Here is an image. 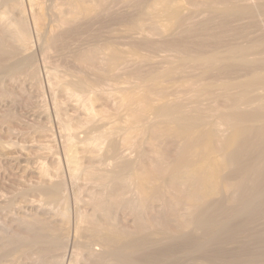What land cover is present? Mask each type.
Returning a JSON list of instances; mask_svg holds the SVG:
<instances>
[{
	"label": "bare ground",
	"instance_id": "6f19581e",
	"mask_svg": "<svg viewBox=\"0 0 264 264\" xmlns=\"http://www.w3.org/2000/svg\"><path fill=\"white\" fill-rule=\"evenodd\" d=\"M187 3L0 0V87L37 93L29 134L55 166L0 192V264H264V24L190 45Z\"/></svg>",
	"mask_w": 264,
	"mask_h": 264
},
{
	"label": "rangeland",
	"instance_id": "374dc122",
	"mask_svg": "<svg viewBox=\"0 0 264 264\" xmlns=\"http://www.w3.org/2000/svg\"><path fill=\"white\" fill-rule=\"evenodd\" d=\"M187 2H189V3H187L189 6V10H187V11H189V12H191L190 10H192V9H194V13L195 12H197L195 15L193 14V16H195V17H192V13H189V12H186V13H188L190 16H191V18H192V20H190V16L188 15L187 17H189V20L190 21H192V22H190L189 20L187 21V24H185V26L187 25L188 26V22H190L189 24H190V26L193 28V29H191L189 26V28H190V30L192 31V30H194L195 28H196V30H194L192 33H191V31L188 29V27L186 26H184L183 25V27L186 29V30H189L188 32H189V35H188V38H187V31H182V28L181 27H178V30H177V28H175V32L173 33V30L172 31H167V30H165L164 29V26H162V28H160V30H159V32H162V34H164L163 36L161 35V38H160V36H158V34H156V36H153V38L154 39H156L155 41L157 42L158 40H161L160 42H162V39L163 40H167V38L169 39V40H171V39H173V38H177V37H181L182 35H184V33H185V35H184V37L183 38H187L186 39V41L185 42H187V41H189V43L187 42V44H190V42H192L191 44L192 45H196L197 44V42L198 43H200V41L201 40H198V37H199V39L201 38V39H205L204 41L205 42H207V43H209V44H213L214 42H212V41H215V36H216V38L218 37V35H219V33L220 34H222V35H219V36H222L223 37V41H229V40H233V41H235V40H238V37H240V35H238L237 33H239V34H241L242 32H247V33H245V35H248V36H246V37H249L250 38V36H252V35H249L250 33L252 34V32H253V29H254V32H257V34L258 33H260L261 35H262V32L264 33V26L262 27V30L259 28V26L261 27L263 24H264V17L263 16H260V15H258L257 14V16L260 18H258L259 20H260V22H259V20H254V19H257V18H254V19H252L251 17V19H249L248 17H249V15L248 16H246L247 14L245 13V11L242 9V8H244V7H242V3H244V6H245V4H247V2L249 1V3H250V0H197V1H195V0H186ZM200 1V2H199ZM202 1V2H201ZM210 2V4H214V5H216L217 6V9H218V12H213L212 10H211V6L209 7V8H207L208 6V3L207 2ZM215 3H214V2ZM228 1V2H227ZM241 1V2H240ZM256 0H251V2H255ZM258 1H260V0H258ZM258 1H256V2H258ZM261 1H263V0H261ZM192 2H193V4H194V2H197V3H199L198 5H199V7L197 8H195V6H191V5H193L192 4ZM225 2V3H224ZM255 2V3H256ZM191 3V4H190ZM218 3V4H217ZM223 4V6H220V4ZM207 4V5H206ZM221 4V5H222ZM241 4V5H240ZM201 5H202V8H204V9H202L201 8ZM203 5H204V7H203ZM225 5V6H224ZM191 6V7H190ZM228 7V9H229V11H231V13H230V15H228V13L227 12H229V11H227L228 9H227V7ZM192 7H194V8H192ZM225 7V8H224ZM199 8H200V10H202L203 11V13H199ZM207 8V9H206ZM220 8V9H219ZM206 9V10H205ZM242 9V10H241ZM195 10H197V11H195ZM205 10V11H204ZM211 10V11H210ZM193 11V10H192ZM210 11V12H209ZM220 11V12H219ZM241 11L243 12V13H241ZM205 12V13H204ZM206 12L208 13V15L206 14ZM212 13V14H211ZM214 13V14H213ZM227 13V14H226ZM246 15H245V14ZM200 14H201V16H200ZM205 14V15H204ZM209 14H211L210 16H209ZM219 14V15H218ZM222 14V15H221ZM243 14V15H242ZM187 15V14H186ZM214 15V16H213ZM245 15V16H244ZM202 16H204L203 18H202ZM208 17V18H207ZM217 17V18H216ZM224 19H223V18ZM195 18V19H194ZM205 18V19H204ZM213 18V19H212ZM214 18H216V19H219V20H214ZM221 18V19H220ZM226 18V19H225ZM242 18L244 19V20H242ZM245 18H246V20H245ZM200 19V20H199ZM204 19V20H203ZM209 19H212V21H210ZM222 19L224 20V21H222ZM262 19V20H261ZM107 18H106V22H104V26L105 25H107ZM198 20V21H197ZM229 20V21H228ZM239 20V21H238ZM109 21V20H108ZM203 21H207V22H211V24L213 23V25L212 26H210L211 24H209V26H207L208 25V23H206L205 25L204 24H202V25H204L203 27H206V28H209V30L208 29H206V28H204L205 29V31H206V33H205V31H203V29L201 28V26L199 25L198 26V24L199 23H201V22H203ZM214 21V22H213ZM215 21L217 22V24L215 23ZM227 21H228V23H227ZM238 21V22H237ZM245 21V22H244ZM249 21V23H247ZM253 21V22H252ZM254 21H255V24H258L259 26H257L256 25V27L254 28L253 27V24H254ZM257 21V22H256ZM111 22V21H110ZM109 22V23H110ZM225 22V23H224ZM239 22H240V24L243 26V30L241 29V25L239 24ZM106 23V24H105ZM108 23V24H109ZM122 23V24H121ZM124 23H125V21L124 22H119V23H116V25H114V23H110L109 25H107L106 27H104L103 28V31H104V33H105V31L106 30H110V28H111V31H112V29H113V32L114 31H119V27H121V31H122V33H121V31H119L118 33L116 32V36H117V34L119 35L120 33L121 34H124L123 36L120 34V36H119V38L122 36V37H127L128 36V32H127V34H125L124 32H126V28H128V27H126V26H128V24H126V25H124ZM127 23V22H126ZM194 23H195V25H194ZM197 23V24H196ZM249 24V25H247V24ZM250 23H252L251 25V27H248V26H250ZM262 25H261V24ZM117 24H119V27H118V25ZM121 24V25H120ZM221 24H223V25H221ZM227 24V25H226ZM237 24V25H236ZM255 24H254V26H255ZM113 27H111V26ZM218 25H220V26H218ZM229 25V26H228ZM247 27H246V26ZM103 26V25H102ZM110 26V27H109ZM117 26V27H116ZM217 26V27H216ZM223 26H225L224 27V29H222L223 28ZM233 26H234V28H233ZM241 26V27H240ZM118 28V29H116V28ZM219 27H220V29H219ZM236 27V28H235ZM239 27V28H238ZM106 28V29H105ZM214 28V29H213ZM228 28V29H227ZM231 28V29H230ZM246 28H251L250 29V32H249V29H247V30H245ZM257 28H259L262 32H260V30L259 29H257ZM164 29V30H163ZM185 29H183V30H185ZM198 29V30H197ZM202 29V30H201ZM216 29V30H215ZM256 29H257V31H256ZM163 30V31H162ZM182 31V34H180L181 33V31ZM213 30V31H212ZM219 30V31H218ZM227 30V31H226ZM229 30V31H228ZM234 30V31H233ZM128 31V30H127ZM196 31H197V33H196ZM203 31V33H201V32ZM208 31H210V32H208ZM230 31H232L231 33H230ZM236 31V32H235ZM240 31V32H239ZM259 31V32H258ZM107 32V31H106ZM168 32V34H166ZM180 34H178V33ZM112 33V32H111ZM111 33H110V35H111ZM193 34V35H191V34ZM195 33H196V35H195ZM199 33H201V36L199 35ZM210 33V34H209ZM213 33V34H212ZM227 35H226V34ZM230 33V34H229ZM237 35H236V34ZM249 33V34H248ZM170 34V35H169ZM173 35V37H172V35ZM175 34V35H174ZM177 34L179 35V36H177ZM217 34V35H216ZM232 34V35H231ZM234 34V35H233ZM106 35V34H105ZM107 35L109 36V34H108V32H107ZM114 35H115V33H114ZM127 35V36H126ZM160 35V34H159ZM206 35V36H205ZM225 35L227 36V37H225ZM228 35L230 36V38H228ZM242 35V34H241ZM253 35H256V33H253ZM107 36V37H108ZM171 36V37H170ZM186 36V37H185ZM192 36V37H191ZM211 36L213 37V38H211ZM236 36H238V37H236ZM260 35L258 34V35H256L255 37L257 38V37H259ZM122 37L120 38L121 39V41L123 42V39H122ZM160 39H159V38ZM164 37V38H163ZM166 37V38H165ZM181 37V38H182ZM209 37V38H208ZM234 37H236L237 39H234ZM243 36H241L239 39H241ZM152 38V39H153ZM182 38V39H183ZM206 38H208V40L206 39ZM227 38V39H226ZM251 38H254V36L253 37H251ZM128 39V38H127ZM126 39V40H127ZM185 39H183V40H185ZM195 39H197L196 41H193V40H195ZM210 39H212V40H210ZM214 39V40H213ZM244 39V38H243ZM242 39V40H243ZM125 40V39H124ZM125 40V41H126ZM128 41V40H127ZM196 42V43H195ZM202 42V41H201ZM216 42V41H215ZM124 43V42H123ZM190 44V45H191ZM7 84V83H6ZM8 85H9V87H8ZM5 87H7V88H5ZM2 88L4 89H11V91L9 90V92H8V90H6V91H4L3 90V93L1 94V92H0V94H1V97H0V115L2 116H0V119H7L8 117H9V115H10V118L9 119H7L6 120V122L4 121H0L1 123H0V143L1 142H3L2 144H7V148H5V149H0V192H3V193H6V194H8V195H12L14 192H16V191H18L20 188H22V187H24V185L26 186V185H29V184H33V183H35V182H37L38 180H39V178H38V176H39V170L41 169V168H38V170H37V173H35L36 172V169H34V168H36V166H38L37 165V163L39 164V163H41L42 161H43V163L46 165L49 161H51L50 163H48L47 164V166L50 164V166H48L49 168H50V171L52 170V171H54V163H52V159H50L49 157V159L48 158H46V159H48V160H45V162H44V159H40L39 158V153L37 152V149H36V147L34 148V145H32V144H34L35 143V140L36 139H40L39 138V133H38V131L39 130H36V129H38L39 127H42V126H44L45 125V118L42 116V115H40L39 113H37L36 114V112H38V109L40 108L41 109V111H40V113L42 112V110H44V107H45V105L43 104V102L42 101H40L39 100V98L37 97V93L36 92H34V90L32 91H30L29 89L27 90V92L28 93H25V90L26 89H24V93H23V91L20 89H18V91H20L19 93H18V91L15 89V88H13L12 86H10V84L8 83L7 84V86L5 85L4 87H0V90H2ZM12 88H13V91H12ZM14 89H15V91H17L16 93H15V91H14ZM22 91V92H21ZM5 92V93H4ZM6 93H9V94H7L8 96H7V99H6ZM10 93H12L11 95H10ZM18 93V95H15L14 96V94H17ZM21 93V94H20ZM25 94L24 96H23V94ZM31 95H30V94ZM32 93H33V96H32ZM36 93V94H35ZM3 94H5V98H4V95ZM27 94V95H26ZM3 95V96H2ZM12 96V97H14V99L12 98V97H10V96ZM20 95V96H19ZM22 95V96H21ZM17 96V97H16ZM27 96H30V97H27ZM35 96V98L37 99V100H39L40 102H38V101H34V100H36L35 98L34 99H32L33 97ZM8 97H10L9 99H8ZM2 98H4V100H6L5 101V103H4V100L2 99ZM30 98V100H27V99H29ZM1 99H2V101H1ZM10 100V101H9ZM16 100V101H15ZM25 100V101H24ZM24 101V102H23ZM30 101V102H29ZM32 101V102H31ZM2 102H3V104H2ZM7 102V103H6ZM11 102V103H10ZM40 103L41 104V106L40 105H38L37 103ZM27 103V104H26ZM10 105V106H9ZM36 105V106H35ZM38 105V106H37ZM5 106V107H4ZM40 106V107H39ZM32 107V108H31ZM34 107V108H33ZM37 109H36V108ZM2 109V110H1ZM29 109V110H28ZM30 109H33V110H30ZM39 109V110H40ZM28 111V112H27ZM32 111V112H31ZM36 111V112H35ZM9 115H8V114ZM12 113V114H11ZM28 113V114H27ZM5 114V115H4ZM6 114L8 115V117L6 116ZM13 115V116H12ZM36 116V118L34 117V116ZM3 116H5V118L3 117ZM42 116V117H41ZM7 117V118H6ZM37 117H38V119H37ZM39 118H41V120L39 119ZM37 119V120H36ZM42 119H44V120H42ZM40 120V121H39ZM40 122H43L42 123V126H39V125H41V123ZM45 122V123H44ZM5 123V124H4ZM28 123V124H27ZM53 123H54V120H53ZM39 124V125H38ZM28 125V126H27ZM29 125H31V126H29ZM10 126V127H9ZM37 128H36V127ZM6 127V128H5ZM30 128V129H28V128ZM34 127L36 128L35 130H36V132L38 133H35V130H34ZM33 128V129H32ZM7 129V130H6ZM33 130V132L38 136V138H33V132H31V135L29 134L30 133V131H32ZM40 129V128H39ZM14 131H16V132H14ZM19 133H18V132ZM24 132H25V134H24ZM13 133V134H12ZM34 134V135H35ZM18 135V136H17ZM25 135H27V136H25ZM35 135V136H36ZM20 136H21V138H20ZM29 136H30V140L33 142V143H31V145L32 146H27V145H29L30 144V140L28 141V139H29ZM26 138V139H25ZM28 138V139H27ZM32 138V139H31ZM35 139V140H34ZM12 140V141H11ZM57 141L58 142H56V144H55V151L56 152H58L59 153V151H61V146H60V140L57 138ZM23 142V143H22ZM28 142V143H27ZM21 143V144H20ZM24 143L25 144H27V145H24ZM11 144V145H10ZM57 144H58V146H57ZM17 145H19V146H17ZM21 145L22 146H26L27 148L25 149V151L27 152V154H28V150L30 149V154L29 155H26V152L24 151H21L20 152V147H21ZM11 146V147H10ZM12 146H14V147H12ZM31 147V148H30ZM60 147V148H59ZM35 149V150H33V149ZM10 149H12V150H10ZM17 149H19V150H17ZM58 149H60L59 151H58ZM18 151H19V153H18ZM34 151H35V153H34ZM23 152V153H22ZM32 152V153H31ZM21 153H22V156H21ZM24 154V155H23ZM62 156V159H63V154H62V152L59 154V156ZM36 156V157H35ZM30 157V158H29ZM33 157V158H32ZM17 158V159H16ZM33 160H32V159ZM40 160H39V159ZM35 159V160H34ZM38 160V162H37V160ZM32 160V161H31ZM35 161L37 162V163H35ZM52 163V164H51ZM34 164V165H33ZM42 165V164H41ZM41 165H39V167H41ZM64 165V164H63ZM52 166H54V167H52ZM32 167H34V168H31ZM52 168V169H51ZM63 170L64 171H66V169L63 167ZM34 174H38V175H34ZM66 174V173H65ZM37 177V178H36ZM40 177V176H39ZM30 180V181H29ZM34 180V181H33ZM24 182V183H23ZM26 182V183H25ZM21 183V184H20ZM15 188H16V190H15ZM14 191V192H13Z\"/></svg>",
	"mask_w": 264,
	"mask_h": 264
}]
</instances>
